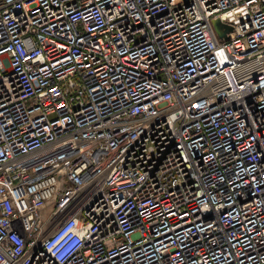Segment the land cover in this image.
<instances>
[{
    "label": "built area",
    "instance_id": "obj_1",
    "mask_svg": "<svg viewBox=\"0 0 264 264\" xmlns=\"http://www.w3.org/2000/svg\"><path fill=\"white\" fill-rule=\"evenodd\" d=\"M0 264H264V0H0Z\"/></svg>",
    "mask_w": 264,
    "mask_h": 264
},
{
    "label": "water",
    "instance_id": "obj_2",
    "mask_svg": "<svg viewBox=\"0 0 264 264\" xmlns=\"http://www.w3.org/2000/svg\"><path fill=\"white\" fill-rule=\"evenodd\" d=\"M216 24H217V25H220V22H219V21H216Z\"/></svg>",
    "mask_w": 264,
    "mask_h": 264
}]
</instances>
